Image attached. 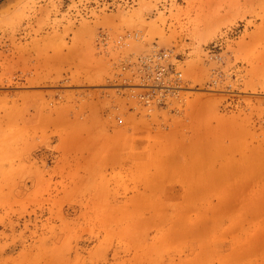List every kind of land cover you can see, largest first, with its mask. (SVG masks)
<instances>
[{
	"label": "rangeland",
	"instance_id": "374dc122",
	"mask_svg": "<svg viewBox=\"0 0 264 264\" xmlns=\"http://www.w3.org/2000/svg\"><path fill=\"white\" fill-rule=\"evenodd\" d=\"M154 46L181 62L170 130L191 175L231 173L237 135L240 161L261 157L264 0H0V264H264V179L243 162L171 210L136 194V135L161 122L133 110L122 67Z\"/></svg>",
	"mask_w": 264,
	"mask_h": 264
},
{
	"label": "crops",
	"instance_id": "0c3cea01",
	"mask_svg": "<svg viewBox=\"0 0 264 264\" xmlns=\"http://www.w3.org/2000/svg\"><path fill=\"white\" fill-rule=\"evenodd\" d=\"M104 80L105 79L103 78L102 81ZM179 113L180 111L178 112V114ZM157 114H159L158 120L161 122V124L151 126V130L148 131L149 133H146L145 135L141 133L136 135V139L141 140V142H134L137 148V156L140 158L136 159L138 161V164L143 163L150 165V170L146 174L147 177H145V179L149 180V183H142L143 177H141V175L139 174L130 176L131 179L135 180L134 186L136 188V194L156 196L165 193L167 197L170 196L171 210L175 206V198L177 196H185V194H187L186 191L189 189L191 191H194L195 193H199V195L204 196L205 198L207 194L216 195L218 193L217 190L224 183H227L230 186L231 184L233 185L234 183H236L238 179H235L234 175L238 174V165L242 162L243 164L247 165V170H243L245 171V174H243L246 176V180L256 179L258 177L256 176V174H260L264 179V131L259 134V137H255V135L251 133V141H249L250 143L248 142L246 144L252 148V152L254 149H256L257 151H262L261 157H253L251 155L249 157L248 155L246 156V161H240L243 154L242 152L238 151L239 143L237 146H234V142L243 141L242 136L239 137V135H237L235 141L231 139V147L232 149H234V154L230 153L232 159L226 157V162H231V173H217L214 174V177H208L204 171H201L191 175L190 166L186 168L184 164L188 162L189 164L192 163V159L190 158L188 152V146L192 144V141H184L185 133L183 132V127L181 125H177L173 131L170 130V124L172 123V119L170 120V115L172 118L176 117V112L170 113V107H168L167 109H162L161 112H158ZM131 141H133V139H131ZM224 142L226 141L222 136V143ZM203 146L205 145L203 144ZM182 150L183 154L181 153ZM193 162L201 164L204 162V160L202 159V157H200L198 160H195ZM218 162L225 161L222 157H216V163ZM176 163L181 165L179 169L170 167V165ZM254 164H256L255 170ZM137 165L136 167H134V172H137ZM211 179H213L214 184L212 183ZM207 183H210V185L213 186H208ZM147 184H149V186ZM208 188L214 192H209ZM146 189L150 191L146 192ZM158 190L161 191L159 192ZM220 206L221 204L218 201L216 205H213L214 208H212V211H216L214 217L216 226H218L217 213L221 210Z\"/></svg>",
	"mask_w": 264,
	"mask_h": 264
},
{
	"label": "bare ground",
	"instance_id": "6f19581e",
	"mask_svg": "<svg viewBox=\"0 0 264 264\" xmlns=\"http://www.w3.org/2000/svg\"><path fill=\"white\" fill-rule=\"evenodd\" d=\"M107 39L102 36L100 44H105ZM122 42V40H121ZM152 54L157 55H166L168 63L170 65V90L166 91L168 94L165 98L163 97V91L165 89V84L154 83L157 79H161L160 72L158 70L157 77L148 76V72L144 71L140 67H144L148 65L146 60H142L137 64V59L139 58H149ZM180 60L175 57L172 52L168 50L160 49L157 46H154L152 50L145 55L137 56L132 58L129 61H125L122 67L123 74H127L128 77L125 80H129L128 93L129 99H131L135 103V107L133 110H136L140 113H146L147 116L152 115L156 112L161 111L162 109H167L170 107V103L179 99V93L184 91L185 87H183V74L180 71ZM141 88H145V92H150L155 101L153 103H145L143 100L144 93Z\"/></svg>",
	"mask_w": 264,
	"mask_h": 264
},
{
	"label": "built area",
	"instance_id": "2783aa9c",
	"mask_svg": "<svg viewBox=\"0 0 264 264\" xmlns=\"http://www.w3.org/2000/svg\"><path fill=\"white\" fill-rule=\"evenodd\" d=\"M142 60H146L148 62L147 66L140 67L144 71L148 72V76L157 77L159 70L161 79H157L156 81H154V83H160L162 85L165 84V89H162V94L165 98L168 95L166 91L170 90V65L168 63L167 56L163 54H152L149 58L137 59V64ZM141 89L143 92L146 91L145 88ZM143 100L145 103H153L155 101V98L150 92H145Z\"/></svg>",
	"mask_w": 264,
	"mask_h": 264
}]
</instances>
